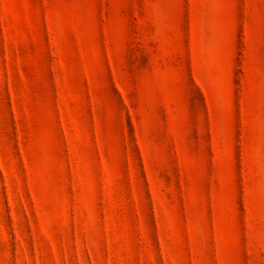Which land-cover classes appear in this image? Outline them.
<instances>
[{"label":"rangeland","instance_id":"rangeland-1","mask_svg":"<svg viewBox=\"0 0 264 264\" xmlns=\"http://www.w3.org/2000/svg\"><path fill=\"white\" fill-rule=\"evenodd\" d=\"M0 264H264V0H0Z\"/></svg>","mask_w":264,"mask_h":264}]
</instances>
